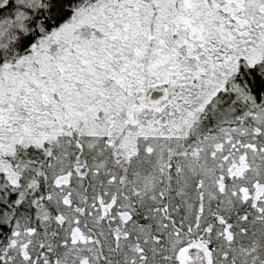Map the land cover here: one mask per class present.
I'll list each match as a JSON object with an SVG mask.
<instances>
[{
	"label": "snow or ice",
	"instance_id": "6c2138e0",
	"mask_svg": "<svg viewBox=\"0 0 264 264\" xmlns=\"http://www.w3.org/2000/svg\"><path fill=\"white\" fill-rule=\"evenodd\" d=\"M0 264H264V0H0Z\"/></svg>",
	"mask_w": 264,
	"mask_h": 264
}]
</instances>
